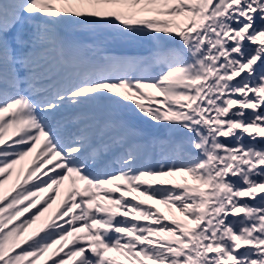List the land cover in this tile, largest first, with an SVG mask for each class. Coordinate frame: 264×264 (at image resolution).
Instances as JSON below:
<instances>
[{
	"label": "snow or ice",
	"instance_id": "obj_1",
	"mask_svg": "<svg viewBox=\"0 0 264 264\" xmlns=\"http://www.w3.org/2000/svg\"><path fill=\"white\" fill-rule=\"evenodd\" d=\"M0 264H264V0H0Z\"/></svg>",
	"mask_w": 264,
	"mask_h": 264
},
{
	"label": "rangeland",
	"instance_id": "obj_2",
	"mask_svg": "<svg viewBox=\"0 0 264 264\" xmlns=\"http://www.w3.org/2000/svg\"><path fill=\"white\" fill-rule=\"evenodd\" d=\"M145 103H147V101H144ZM26 162V160L24 161V162H22V164L23 163H25ZM21 166H23V165H18L17 167L19 168V167H21ZM15 178V177H14ZM149 203H151L150 201H149ZM56 207V205H53V209ZM51 211V210H50ZM166 211V210H165ZM48 214H46V216H47ZM39 223V221L37 222V224ZM35 227H38V225H34L33 226V228H35ZM30 231H31V229H30Z\"/></svg>",
	"mask_w": 264,
	"mask_h": 264
},
{
	"label": "bare ground",
	"instance_id": "obj_3",
	"mask_svg": "<svg viewBox=\"0 0 264 264\" xmlns=\"http://www.w3.org/2000/svg\"><path fill=\"white\" fill-rule=\"evenodd\" d=\"M66 187V185L65 186H62V188H61V191L63 192L64 191V188ZM151 202V201H150ZM152 203V202H151ZM158 207H160L161 208V211H165V209L163 208V206L162 205H157Z\"/></svg>",
	"mask_w": 264,
	"mask_h": 264
}]
</instances>
